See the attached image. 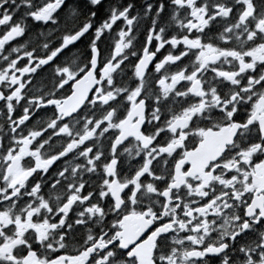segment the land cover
<instances>
[{
  "label": "snow or ice",
  "instance_id": "6c2138e0",
  "mask_svg": "<svg viewBox=\"0 0 264 264\" xmlns=\"http://www.w3.org/2000/svg\"><path fill=\"white\" fill-rule=\"evenodd\" d=\"M0 264H264V0H0Z\"/></svg>",
  "mask_w": 264,
  "mask_h": 264
},
{
  "label": "flooded vegetation",
  "instance_id": "af4514ba",
  "mask_svg": "<svg viewBox=\"0 0 264 264\" xmlns=\"http://www.w3.org/2000/svg\"><path fill=\"white\" fill-rule=\"evenodd\" d=\"M38 31H39V29H34V30L32 31V35H33V37L35 36V33L38 32Z\"/></svg>",
  "mask_w": 264,
  "mask_h": 264
}]
</instances>
